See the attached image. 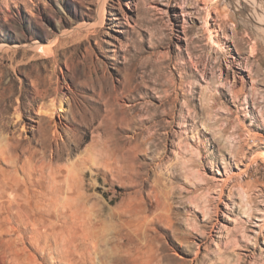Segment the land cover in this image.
I'll list each match as a JSON object with an SVG mask.
<instances>
[{"label": "rangeland", "instance_id": "rangeland-1", "mask_svg": "<svg viewBox=\"0 0 264 264\" xmlns=\"http://www.w3.org/2000/svg\"><path fill=\"white\" fill-rule=\"evenodd\" d=\"M263 20L264 0H0V169L71 178L97 244L72 264L126 256L138 223L186 264H264ZM62 210L44 230L81 231ZM22 229L17 252L61 264Z\"/></svg>", "mask_w": 264, "mask_h": 264}, {"label": "bare ground", "instance_id": "bare-ground-1", "mask_svg": "<svg viewBox=\"0 0 264 264\" xmlns=\"http://www.w3.org/2000/svg\"><path fill=\"white\" fill-rule=\"evenodd\" d=\"M64 38L62 36H57L54 44L56 45L60 43ZM47 111L51 112L50 116L55 115L59 117V121H62L59 111L55 108L50 109L48 107L46 110H39L40 113ZM54 127H56V124ZM5 152V148L0 149L1 155ZM43 166H45V164L39 167L35 166L33 169L22 168L26 176H24V180L18 176V168V170L15 168V174L7 172L5 169H0V260L5 262L6 258L13 255L12 257H14L18 264H40L34 253L29 252L31 253V256H27L15 250L16 239L13 236L26 234L22 229V227H24L26 231L30 229L32 236L30 244L35 245L39 249L43 250V244L47 245L49 239L52 237L56 245L60 247L62 254V256H60L61 264H72L70 260L71 257L72 260L74 259L77 261L78 257H80L82 253L80 241L85 244L89 252L90 258L88 261L92 262L91 256L93 252L90 247L96 249L97 244L94 243V240H92L94 236L90 234L91 229L89 230V227L91 226L88 227L89 223L87 225V220H85L86 216H83L84 212L82 213V209L77 207L76 204L73 205L74 202H71L74 199V195H76L71 192L72 190H69V187L71 186V178L68 175H65L62 169L56 171L52 170V172L50 171L51 173H49L50 175L46 176L44 174L45 167L43 168ZM49 167H51V165H49ZM50 169H52V167ZM228 181L229 179L227 178L221 181V189L218 194L219 198H222ZM75 182L76 184L78 183L77 181ZM246 187L248 189L245 192L243 191V196H245L246 199H244L245 204L248 205L253 203V198L250 195L249 185L247 184ZM76 191L79 192L78 190H75V192ZM61 209H63L62 213L68 222L81 224V231H77L75 227L68 228L60 232L54 231L51 227L46 228L48 231L44 230L46 225H49L61 217ZM214 212L217 213V209H215ZM66 216L69 217V220ZM245 217V223H251L254 218V211L249 206L248 210L245 212ZM262 217L260 216V218L257 219V221L261 223L256 225V227H259L260 229L257 234L258 237H260L264 231V216ZM39 224H43V227H40ZM146 224L148 223H145V225L142 224L141 226L139 223L134 225V236L132 240H130L132 241V247L126 256L109 257V254L107 255L105 252L106 255H101L103 259H110L109 261L114 264H165L167 261V263L175 262L177 264H186L185 261H179L176 257L166 254L167 246L165 244L161 243L157 246L155 244L154 236L150 235L148 228L149 225ZM210 235H212V233H210ZM210 235H208L209 238H211ZM42 237H44V239L41 240ZM167 239L172 245L175 244L173 239L169 236ZM24 245L25 243H23V252L28 254L26 252L27 247ZM8 250L12 255H9ZM198 258L199 255L197 253L194 259L190 262L194 263L198 260ZM105 260L103 261V264L106 263ZM109 261H107V263Z\"/></svg>", "mask_w": 264, "mask_h": 264}]
</instances>
